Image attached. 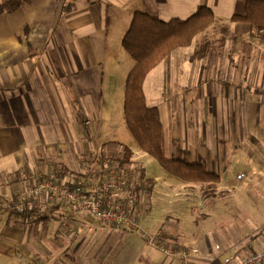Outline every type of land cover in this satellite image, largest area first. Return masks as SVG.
<instances>
[{
    "label": "crops",
    "instance_id": "0c3cea01",
    "mask_svg": "<svg viewBox=\"0 0 264 264\" xmlns=\"http://www.w3.org/2000/svg\"><path fill=\"white\" fill-rule=\"evenodd\" d=\"M201 6L215 21L147 74L144 93L159 110L166 157L202 163L220 175L216 184L164 168L150 176L142 159L149 154L124 131L135 62L122 41L133 15L186 19ZM244 12L245 0H31L0 14V264H94L110 255L113 264H224L261 251L264 193L250 190L256 166L264 167V31L232 20ZM125 145L149 180L140 192L141 232L59 200L20 214L9 207L49 163L62 162L69 180L87 160L119 156ZM240 146L257 162H244V177L232 181L226 151ZM164 193L179 206L154 214ZM160 221L167 224L154 231ZM160 231L188 258L150 244Z\"/></svg>",
    "mask_w": 264,
    "mask_h": 264
},
{
    "label": "trees",
    "instance_id": "16d2710c",
    "mask_svg": "<svg viewBox=\"0 0 264 264\" xmlns=\"http://www.w3.org/2000/svg\"><path fill=\"white\" fill-rule=\"evenodd\" d=\"M30 1L3 2L0 4V14L14 11L22 3ZM214 20V12L207 6L199 7L186 19L173 18L168 21L155 15L136 12L122 45L135 62L126 80L124 117L126 126L139 148L153 156L168 173L182 180L216 184L221 180L220 175L209 171L202 163H190L184 159L166 157L159 110L147 105L144 93V81L147 74L174 49L190 45L195 36ZM232 20L248 22L256 31H264V0H245V12L233 15ZM133 156V150L125 145L122 153L110 160L120 166H127L133 164ZM103 160V156L87 160L88 166L84 168L87 169L84 172L88 175L104 173ZM136 169L141 177L145 176L140 167L136 166ZM48 171L55 172L60 181L67 174V168L60 161L49 163Z\"/></svg>",
    "mask_w": 264,
    "mask_h": 264
},
{
    "label": "built area",
    "instance_id": "2783aa9c",
    "mask_svg": "<svg viewBox=\"0 0 264 264\" xmlns=\"http://www.w3.org/2000/svg\"><path fill=\"white\" fill-rule=\"evenodd\" d=\"M103 165L104 173L88 175L83 172L70 177L69 180L61 181L55 172H49L47 169L33 172L29 176L33 179L32 184L25 188L16 202L9 207L16 213H25L36 203L44 206L47 202L59 200L68 206L88 212L104 225L141 232L140 192L149 186V180L146 176L141 177L134 164L120 166L110 158L104 157ZM243 177L244 173L237 175L238 179ZM148 241L152 245L156 244L154 237L150 236ZM164 251L182 260L189 256L188 251L180 248ZM232 258H225L224 264H264V246L261 251L247 253L236 263H233Z\"/></svg>",
    "mask_w": 264,
    "mask_h": 264
},
{
    "label": "rangeland",
    "instance_id": "374dc122",
    "mask_svg": "<svg viewBox=\"0 0 264 264\" xmlns=\"http://www.w3.org/2000/svg\"><path fill=\"white\" fill-rule=\"evenodd\" d=\"M205 30H203V31H205ZM203 31H201V32H203ZM182 47H187V46H182ZM178 48H180V47H178ZM178 48H176V49H178ZM176 49H174V50H176ZM123 107H124V105H123ZM124 128H125L124 131L127 132V134H129L128 136H132L131 138H133V140L135 141V138L132 135V133L130 132V130L127 127H124ZM216 145L218 147V142L216 143ZM228 147H229V144L227 143L225 148L228 149ZM252 147H254V146H252ZM239 149L240 150H238L237 152L226 151V153L230 152L231 154H233V158H234V160H232L233 161L232 162L233 165L231 167L232 171L226 173V177H228L232 181H235V180L237 181L238 180L237 179L238 170L240 171V169L244 168V165H245L244 162L247 161L250 165H252V164L255 165L256 162H257V160H256L257 156L254 154L253 151L244 149V147H242V146H240ZM257 151L260 152V153L262 152L261 153V155H262L261 158L264 157V151H262V150L260 151V149H258ZM142 159L144 160V163H145V165L147 167L148 173H150V176L154 177V173H157L158 170H163L162 169L163 167L160 165V163L153 156L147 155V156H145ZM256 167L259 168V169H257V170L255 169V172L253 173V179L254 180H253V186L251 187V190H250V194L251 195H254L256 193L260 194V191H262V190H263V193H264V170H263L264 167H263V169L261 168V166H256ZM77 175H80V173H78ZM174 198H175L174 196H170V195H167L165 193L163 195H161L160 199L155 203L156 207H155V204H154V214H160L164 210H175L174 208H178V206H179L178 202L174 201ZM139 220H141V217H139ZM165 223L167 224V222H165V221H160L159 224L157 222V225L153 228L154 231H156L159 226L161 227ZM140 225H141V221H140ZM141 229H142V226H141ZM151 237H154L155 240H156V244L154 246L159 248L160 250H162L164 253H166L168 255H170L169 254L170 252L167 253L164 250H168L169 249V250L173 251L174 249L177 248V247H172V246L166 244L164 241L161 240V237H162V232L161 231L157 235H154V236H151ZM162 246H164L163 247L164 249H162ZM107 260H108V262H107ZM93 263L94 264H113V262L111 260V255H110V259H108V257H107L106 260H103V261L102 260H98V261L93 262Z\"/></svg>",
    "mask_w": 264,
    "mask_h": 264
}]
</instances>
